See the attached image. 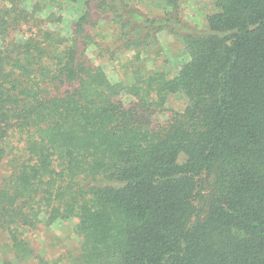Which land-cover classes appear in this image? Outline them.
Instances as JSON below:
<instances>
[{
    "label": "trees",
    "instance_id": "16d2710c",
    "mask_svg": "<svg viewBox=\"0 0 264 264\" xmlns=\"http://www.w3.org/2000/svg\"><path fill=\"white\" fill-rule=\"evenodd\" d=\"M181 1L0 0V264H264V0Z\"/></svg>",
    "mask_w": 264,
    "mask_h": 264
},
{
    "label": "rangeland",
    "instance_id": "374dc122",
    "mask_svg": "<svg viewBox=\"0 0 264 264\" xmlns=\"http://www.w3.org/2000/svg\"><path fill=\"white\" fill-rule=\"evenodd\" d=\"M181 2L184 7V12L187 19L197 23L200 26H204L205 15L210 11H214L213 0H182ZM77 16V8L71 6L69 10L65 12L63 28L67 30L69 25L74 19H76ZM160 38L163 46L162 57L165 60L167 59L166 61H168L171 70L176 71L178 66L187 60L188 56L172 36L164 32L160 34ZM104 67L110 71L112 68V63H106L104 64ZM183 103V97L174 95L170 97L168 107L180 108L183 106ZM70 227V224H58L57 227H55L57 234H60L63 237L70 235L68 242H65L67 248L72 247L71 238L73 236L71 237L72 233H70ZM45 248L46 246H44L42 250L45 251Z\"/></svg>",
    "mask_w": 264,
    "mask_h": 264
}]
</instances>
